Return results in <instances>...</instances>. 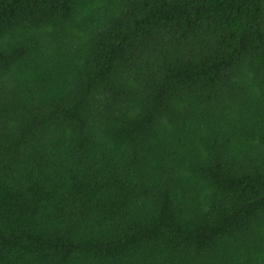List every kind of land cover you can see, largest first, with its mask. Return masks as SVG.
Returning a JSON list of instances; mask_svg holds the SVG:
<instances>
[{
	"label": "trees",
	"instance_id": "trees-1",
	"mask_svg": "<svg viewBox=\"0 0 264 264\" xmlns=\"http://www.w3.org/2000/svg\"><path fill=\"white\" fill-rule=\"evenodd\" d=\"M0 264H264V0H0Z\"/></svg>",
	"mask_w": 264,
	"mask_h": 264
}]
</instances>
